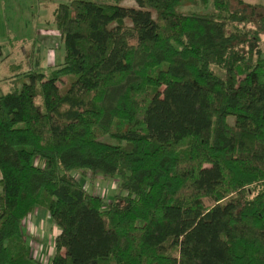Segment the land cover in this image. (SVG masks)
<instances>
[{
    "label": "trees",
    "instance_id": "16d2710c",
    "mask_svg": "<svg viewBox=\"0 0 264 264\" xmlns=\"http://www.w3.org/2000/svg\"><path fill=\"white\" fill-rule=\"evenodd\" d=\"M124 2L59 4L63 62L0 90V264H42L23 227L37 208L60 230L51 264H264L260 7Z\"/></svg>",
    "mask_w": 264,
    "mask_h": 264
},
{
    "label": "crops",
    "instance_id": "0c3cea01",
    "mask_svg": "<svg viewBox=\"0 0 264 264\" xmlns=\"http://www.w3.org/2000/svg\"><path fill=\"white\" fill-rule=\"evenodd\" d=\"M47 1L49 0H0V42L6 43L10 39L12 40V44L16 45V43L31 40L30 42H32V44L28 50L24 48L19 52L21 54V59H19V61L23 62L22 59H27L26 63L32 65L30 71L37 70V67L41 65L39 59H44L45 56H48L47 53L49 50H47V44L44 40L56 38L57 36L61 37L56 26V30L51 27L52 21L54 23V19L52 18L54 11L61 3H56L54 5L56 6L55 9L52 7L50 11H48L47 14L50 19L48 23L41 24L36 22L37 16L41 15L42 7H45L44 2ZM11 50L15 51L16 47L12 46ZM53 51L55 52V49H53ZM51 64L47 63L48 67L54 66L56 63L54 62L52 65ZM13 67L16 72L18 70L22 71L21 65H14ZM26 227L38 232L40 235L43 243L41 254L42 257H46L47 260L48 245H46V243L50 239H53L55 243V239L60 232L58 227L52 222L48 210L45 208H37L34 213L30 215L29 223L26 224ZM53 254L54 250L49 253V256H53ZM33 256L38 260L37 255L33 254Z\"/></svg>",
    "mask_w": 264,
    "mask_h": 264
},
{
    "label": "rangeland",
    "instance_id": "374dc122",
    "mask_svg": "<svg viewBox=\"0 0 264 264\" xmlns=\"http://www.w3.org/2000/svg\"><path fill=\"white\" fill-rule=\"evenodd\" d=\"M67 1L69 0H49L47 2H44L45 7H42L41 15L37 16L36 22H39L41 24L48 23L50 19L47 13L48 11H50V8L54 7L55 9L56 6L54 5L56 3H64ZM247 2L250 4H255L260 7L257 10V16L255 17L253 21L254 23L253 27L261 28L262 26L259 25V22L262 23L261 19L264 18V0H247ZM124 5L127 7H134L136 6V3L134 2V0H125ZM51 27L55 29V25L53 21L51 23ZM262 32L263 33L261 34L260 46L264 54V31ZM30 41L31 40H25L23 42L16 43V45H14L16 47L15 51L11 50L12 46L7 47V49L5 50L4 52L5 61L0 65V90L3 93L9 92L14 87V83L12 81L13 79H11L12 76L17 75V77H21V76H24V72L30 71V67L32 65L26 63L27 59H22L23 62L19 61V59H21V54L19 52L24 48L28 50V48L32 44V42ZM44 42L47 44V48H48L47 50H49V52L47 53L48 56H45L44 59L43 58L39 59V63L41 65L38 66L37 70L35 71L44 73L47 78H51L53 70L50 67H48L47 63H50V64L51 63L53 64L54 62L56 64L62 63L64 59V46H63V41L61 37H58V36L56 38L44 40ZM53 49H55V52L53 51ZM14 65H21L22 71L18 70L16 72L14 70L15 68L13 67ZM4 78H6L5 81H3ZM66 80L67 79L64 78V81ZM24 81H28V78L27 79L23 78L18 81L19 88L22 86V83ZM61 87L65 88L66 84L62 83ZM38 102L39 103L41 102L40 97H38ZM101 140L107 143H113V140L108 137H101ZM75 177H77L78 181H80L90 193L101 196L102 198H104L106 202L113 200L114 197L118 195H125V192L121 190L119 187V180L117 178L105 179L102 176H98L95 178V176H92L91 173L89 172L87 174H84L82 172L76 173ZM24 236H25V240L27 241L30 247H34L35 245H39L42 243L40 235L38 234V232L34 230L32 231L31 229L24 228ZM46 245H48L47 253H48V259H50L49 250L51 249V247L54 248L53 239H50L46 243ZM41 246H43V243L41 244ZM33 254H35V251L33 252ZM54 254H55V249H54ZM45 261H46V257L43 258L42 263L44 264Z\"/></svg>",
    "mask_w": 264,
    "mask_h": 264
},
{
    "label": "built area",
    "instance_id": "2783aa9c",
    "mask_svg": "<svg viewBox=\"0 0 264 264\" xmlns=\"http://www.w3.org/2000/svg\"><path fill=\"white\" fill-rule=\"evenodd\" d=\"M29 219H30V216L24 221V223H23V227L26 229L27 227H26V224H28L29 223ZM27 229H30V228H27ZM33 231V230H32ZM31 248V253L33 254V252L35 251V253H37V254H34V255H37L38 256V261H40L41 263H42V261H43V257H42V246H41V244H39V245H35L34 247H30ZM55 249V244H54V248L53 247H51V249L49 250V253L50 252H52L53 250ZM52 255L50 256V259H47L46 261H45V263L44 264H51V260H52ZM43 264V263H42Z\"/></svg>",
    "mask_w": 264,
    "mask_h": 264
}]
</instances>
